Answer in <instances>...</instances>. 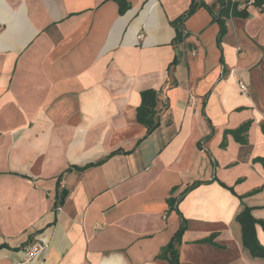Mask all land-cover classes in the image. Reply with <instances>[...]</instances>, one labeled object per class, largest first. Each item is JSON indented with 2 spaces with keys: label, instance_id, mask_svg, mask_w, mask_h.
I'll return each instance as SVG.
<instances>
[{
  "label": "crops",
  "instance_id": "crops-1",
  "mask_svg": "<svg viewBox=\"0 0 264 264\" xmlns=\"http://www.w3.org/2000/svg\"><path fill=\"white\" fill-rule=\"evenodd\" d=\"M126 1L0 0V264H171L182 224L181 264H264L238 221H264V10L177 43L191 0Z\"/></svg>",
  "mask_w": 264,
  "mask_h": 264
},
{
  "label": "trees",
  "instance_id": "trees-1",
  "mask_svg": "<svg viewBox=\"0 0 264 264\" xmlns=\"http://www.w3.org/2000/svg\"><path fill=\"white\" fill-rule=\"evenodd\" d=\"M120 5V12L123 14L127 11L129 4L126 0H117ZM252 5L256 8H259L261 11L264 10V0H247L242 2L240 0H216L212 5H208L202 0H191V4L186 14L181 18L172 21V25L176 28L177 37L176 42L181 43L184 40L183 31H184V22L185 19L194 15L200 8H206L212 15H214L215 20L220 24V40L224 35L226 30V21L231 18H242L246 19L250 16L249 6ZM176 60L172 63L175 65ZM158 92L155 90H146L141 93V106L138 110V121L145 125L148 128V131L151 132L158 127V121L155 119L156 107L158 104ZM249 124H245L240 129L231 132L238 140L244 142L245 135L248 130ZM199 183H195L189 186L185 192L195 189ZM172 200L171 202H173ZM57 206L59 200L56 201ZM58 206V207H59ZM238 221L242 225L243 231V242L244 245L254 257L264 258V247L260 244L257 234H256V225H260L264 230V221H259L254 218L252 215V209L248 206H245L244 210L238 216ZM186 229L185 225L182 224L180 230L172 239V241L162 250L161 257H164L171 264H181L179 260V251L178 246L181 243V237L184 230Z\"/></svg>",
  "mask_w": 264,
  "mask_h": 264
},
{
  "label": "built area",
  "instance_id": "built-area-1",
  "mask_svg": "<svg viewBox=\"0 0 264 264\" xmlns=\"http://www.w3.org/2000/svg\"><path fill=\"white\" fill-rule=\"evenodd\" d=\"M183 36H184V37L187 36V31H186L185 29H184V31H183ZM141 37H142V35L140 36V38H141ZM240 87H241V90H243V91H247V87H246V85L243 84V83H241V82H240ZM57 210H58V211H61V210H62L61 206H59V207L57 208ZM43 248H44V246H41V245L36 246L32 251L28 252L26 258H27L28 260H32V259H34V258H37V257L39 256L40 251H41Z\"/></svg>",
  "mask_w": 264,
  "mask_h": 264
},
{
  "label": "water",
  "instance_id": "water-1",
  "mask_svg": "<svg viewBox=\"0 0 264 264\" xmlns=\"http://www.w3.org/2000/svg\"><path fill=\"white\" fill-rule=\"evenodd\" d=\"M68 196V190L67 189H63L60 195V205L63 206L65 203V199Z\"/></svg>",
  "mask_w": 264,
  "mask_h": 264
}]
</instances>
